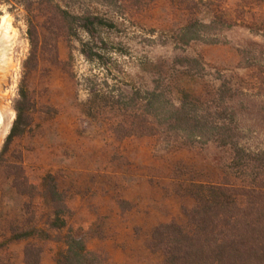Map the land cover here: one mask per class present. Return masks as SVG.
<instances>
[{
    "label": "rangeland",
    "instance_id": "374dc122",
    "mask_svg": "<svg viewBox=\"0 0 264 264\" xmlns=\"http://www.w3.org/2000/svg\"><path fill=\"white\" fill-rule=\"evenodd\" d=\"M209 1L199 10L203 24L222 12L237 26L214 25L201 41L182 46L177 40L186 18L167 0H53L74 17L68 20L73 37L58 40L57 65L38 56L27 66L33 54L28 31L41 36L45 7L38 8V0H0V17L12 26L11 64L0 79V153L25 92L31 123L11 141L4 161L36 187L34 198L25 199L0 167V257L23 264V248L33 243L42 248L40 264H61L70 233L106 264L162 263L163 255L148 249L151 232L170 222L184 226L193 205L176 195L178 182L214 181L228 153L213 144H187L162 128L153 138L118 141L113 127L120 119L87 115L84 106L93 87L129 96L157 86L176 103L170 88L185 72L196 76L186 81L197 90L216 88L220 77L235 81L252 68L264 75V32L244 25L264 22V0H247L248 6L246 0ZM186 64L195 68L182 70ZM250 124L248 145L263 147L264 127ZM48 176L64 198L62 229L51 226L58 208L48 195ZM26 208L45 241H15L3 231L2 220L19 223Z\"/></svg>",
    "mask_w": 264,
    "mask_h": 264
},
{
    "label": "trees",
    "instance_id": "16d2710c",
    "mask_svg": "<svg viewBox=\"0 0 264 264\" xmlns=\"http://www.w3.org/2000/svg\"><path fill=\"white\" fill-rule=\"evenodd\" d=\"M52 1L38 0L36 4L38 8L45 7L40 26L42 34L38 35L35 29L28 31L33 54L27 66L30 62L35 65L38 56L51 66L57 65L58 40L73 37L68 20L74 17L61 11ZM167 1L173 11L186 18L178 36L179 45L201 41L214 25L225 29L237 26L233 18L223 16L222 12L214 21L203 24L199 20V10L210 3L209 0L205 4L204 0ZM244 4L252 5L247 0ZM244 25L264 32V22ZM193 67L180 66L188 72ZM182 75L170 88L178 97L176 103L169 98L172 92L167 94L157 86L142 95L134 92L129 96L113 89L104 91L93 87L88 90L84 111L87 115H113L120 119L113 127L118 141L153 138L156 130L162 128L187 144H213L227 151V162L214 181L178 182L176 195L190 199L193 205L184 212V226L170 222L151 232L148 249L163 255L161 264H264V146L251 148L248 145L252 134L249 121L264 127V75L252 68L235 81L220 77L216 88L206 90H197L187 83L186 79L196 76L186 72ZM30 111L28 94L21 91L15 105V119L0 153V167L11 178V188L29 201L34 198L36 187L28 183L19 167L4 161V156L11 141L23 136L28 129ZM45 182L48 195L58 208L51 226L62 229L65 222L60 215L64 214V198L50 176ZM24 214L26 218L19 223L3 219V231L15 241H45L47 235L32 227L33 218L29 217L27 208ZM64 245L66 250L61 264H106L87 249L82 239L70 233ZM41 257L42 248L36 244L24 246L23 264H40ZM0 264L10 263L0 257Z\"/></svg>",
    "mask_w": 264,
    "mask_h": 264
},
{
    "label": "bare ground",
    "instance_id": "6f19581e",
    "mask_svg": "<svg viewBox=\"0 0 264 264\" xmlns=\"http://www.w3.org/2000/svg\"><path fill=\"white\" fill-rule=\"evenodd\" d=\"M12 26L8 17H0V79L5 71H7L8 65L10 63V58L8 57L9 48L11 45L12 37ZM11 64V63H10ZM11 65L9 66V68ZM3 122V115L0 112V126Z\"/></svg>",
    "mask_w": 264,
    "mask_h": 264
}]
</instances>
